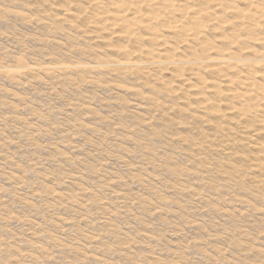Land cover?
<instances>
[{
	"label": "rangeland",
	"instance_id": "obj_1",
	"mask_svg": "<svg viewBox=\"0 0 264 264\" xmlns=\"http://www.w3.org/2000/svg\"><path fill=\"white\" fill-rule=\"evenodd\" d=\"M0 264H264V0H0Z\"/></svg>",
	"mask_w": 264,
	"mask_h": 264
}]
</instances>
